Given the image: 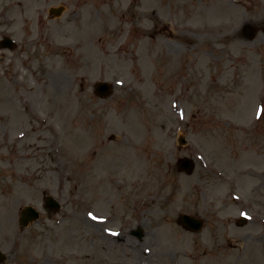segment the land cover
I'll return each instance as SVG.
<instances>
[{
	"label": "rangeland",
	"instance_id": "rangeland-1",
	"mask_svg": "<svg viewBox=\"0 0 264 264\" xmlns=\"http://www.w3.org/2000/svg\"><path fill=\"white\" fill-rule=\"evenodd\" d=\"M223 1L0 0V264H264V0Z\"/></svg>",
	"mask_w": 264,
	"mask_h": 264
},
{
	"label": "water",
	"instance_id": "water-1",
	"mask_svg": "<svg viewBox=\"0 0 264 264\" xmlns=\"http://www.w3.org/2000/svg\"><path fill=\"white\" fill-rule=\"evenodd\" d=\"M52 11H55L57 13L61 12V9H52ZM4 46H12V41L10 38H6L3 42ZM97 92L101 95H108L110 93V84L108 82H99L97 84ZM184 138L181 139V142H184ZM193 162L189 159H181L180 160V167L181 169L187 170L189 172L193 169ZM48 204L54 207H58L59 204L52 198L48 197L47 199ZM39 217V212L33 208L32 206H27V208L24 210L23 216L21 217V223L23 225H26L29 220H35ZM179 221L187 228L193 229V230H200L203 226V221L199 218H196L194 216H191L189 214H182L180 216ZM134 234L138 235L139 237L142 236V229L138 228L134 231ZM0 258H4V255L0 251Z\"/></svg>",
	"mask_w": 264,
	"mask_h": 264
},
{
	"label": "bare ground",
	"instance_id": "bare-ground-1",
	"mask_svg": "<svg viewBox=\"0 0 264 264\" xmlns=\"http://www.w3.org/2000/svg\"><path fill=\"white\" fill-rule=\"evenodd\" d=\"M244 0H241V2L240 3H244L243 2ZM209 4H210V2H208ZM231 3H232V1L231 0H225V1H223L222 3H220L219 5H220V8L222 9V11L221 12H223L224 14H226V12L229 10H231ZM252 4V3H251ZM227 10V11H226ZM206 12L204 11V14H205ZM261 17H259L258 19V22L261 20L260 19ZM208 19H209V21H207V24L210 26V27H214V26H218L220 23H222V21H221V19L220 18H218L217 17V19H214V20H212V18L210 17V15L208 16ZM22 74H24V69H23V71H22ZM256 106V107H255ZM256 115L258 114V111H259V106L257 105V103H255V105H254V108H253V110H252ZM120 138V137H119ZM119 138H116V140L111 144V146H116V147H120L121 146V143H120V139ZM105 145H107L106 143H104L103 141H96L94 144H93V146H92V148H91V153H97V150L98 149H100V148H102V146H105ZM9 207V206H8Z\"/></svg>",
	"mask_w": 264,
	"mask_h": 264
}]
</instances>
